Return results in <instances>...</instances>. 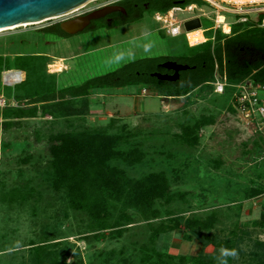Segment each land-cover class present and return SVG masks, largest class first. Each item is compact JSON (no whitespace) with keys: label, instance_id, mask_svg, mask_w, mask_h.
I'll use <instances>...</instances> for the list:
<instances>
[{"label":"rangeland","instance_id":"374dc122","mask_svg":"<svg viewBox=\"0 0 264 264\" xmlns=\"http://www.w3.org/2000/svg\"><path fill=\"white\" fill-rule=\"evenodd\" d=\"M102 1L91 0L66 16L0 30V54H47L51 58L48 72L58 73L60 85L78 86L139 57L182 53L186 45L195 44L190 34L196 37L202 32L205 43L207 32H212V37L219 33L230 35L229 28L257 23L264 15L256 12L264 7L248 8L242 11L249 12L244 15L228 11L220 15L208 4H193L177 6L182 9L172 8L167 13H146L135 23L109 30L67 38L46 32ZM243 17L248 20L241 22ZM194 18L201 19L202 29L187 32L184 23ZM210 27L214 28L210 31ZM142 89L128 86L93 91L89 107L81 101L75 108L88 109L87 120H76L74 126L71 118L58 120L40 108L35 118H26L4 133L1 128L0 181L4 180L7 189L21 179L35 177L37 185L43 183L42 174L50 159L49 145L46 141L37 142L38 137L47 139L48 133L84 127L108 129L124 137L123 147H137L145 152L144 159L134 166L120 163L130 176L138 179L162 172L169 177L170 197L157 203L160 217L147 220L134 207H128L132 223L98 230L97 222L85 211L71 208L65 193H58L45 183L35 203L33 199L23 204L0 202V264H77L80 259V264H119L122 255L140 254L143 246L168 255L203 254L219 261L232 255V264H255L250 255L264 251V245L260 249L257 244H264V198L245 196L255 191L264 194V134L246 127L237 115L220 110L224 109L223 96L216 95L215 100L208 87L178 99L147 95L157 93ZM142 93L146 95L140 96ZM10 101L17 105V101ZM210 115L215 117L214 125L197 130L195 121ZM72 120L75 122L74 117ZM7 144L3 151L2 145ZM29 155L33 156L31 163L22 164ZM19 169L24 170L22 177ZM216 208L220 214L214 228H197L203 233L201 238L207 237L210 242L202 252L200 237L192 241L183 238V231L187 232L185 220L197 214L206 216ZM120 212H112L111 217ZM232 231L246 237L237 241L241 250L219 248L221 242L238 240ZM99 233H105V237H99ZM34 246L54 255L41 256ZM113 251L115 260L109 263Z\"/></svg>","mask_w":264,"mask_h":264},{"label":"trees","instance_id":"16d2710c","mask_svg":"<svg viewBox=\"0 0 264 264\" xmlns=\"http://www.w3.org/2000/svg\"><path fill=\"white\" fill-rule=\"evenodd\" d=\"M193 4L201 6L206 3L203 0H185L182 4L170 3L156 6L153 10L166 12L175 6ZM263 19L264 15H261L257 23L237 24L232 28L230 35L219 33L216 37H212V32H207L208 40L205 43L191 47L186 45L184 51L175 57L157 56L129 62L113 72L92 77L78 86L60 85L58 73L48 72L51 58L47 54H0V95L7 100V105L0 108V117L3 119L0 122V129L2 128L4 133L11 127L20 125L26 118H35L40 108L44 114L49 113L58 120L71 118V125L74 126L76 120L80 122L87 120L88 109L84 108V111L75 108L81 101L87 103L86 108L89 107V96L93 91L110 87H128L140 82H145L148 86L158 89L161 95L174 99L188 98L195 91L208 87L215 100L216 95L223 96L224 109L220 110L236 115L233 105L236 89L231 85H237L246 80H251L255 84H264V26L261 25ZM55 27L58 28L57 31L47 29L46 32L57 33L66 38L71 36L60 29V24H56ZM226 28L228 29L229 26ZM186 42L188 43L187 40ZM165 59H177L188 63L191 67L196 66V68L185 72L183 78L177 83H164L155 78L147 81L136 79L141 62L147 61L152 66L156 64L154 68L157 69L158 62ZM11 61L14 62L12 65ZM217 67L220 75L225 77L230 84L223 94L215 92L212 84L215 81ZM4 71H21L25 73V78L18 84L5 85L3 83ZM132 76L134 79H128ZM12 99L17 101V105L11 103ZM214 123L215 117L211 115L195 121L197 130L214 125ZM189 137L187 135V139H190ZM36 141H46L49 145L50 159L47 161V169L42 174L43 183L37 185L36 178L33 177L28 180L15 181L11 189H7L8 186L4 180H1L0 202L23 204L33 199L35 203L42 195L40 188L47 183L56 192L67 195V202L72 209L85 211L92 220H95L98 230L115 229L132 223L134 219L133 215L128 213V207H134L147 220L160 217L157 203L159 200L170 197V179L162 172L152 173L138 179L130 176L120 163H125L130 167L134 166L144 159L145 152L137 147H123L124 137L121 134L111 133L108 129L84 127L81 130L48 133L47 139L38 137ZM8 146L9 144L2 145L1 148L4 151ZM32 159L33 156L29 155L21 162L29 164ZM18 172L19 176L24 175L23 169H19ZM261 194L263 193L255 191L249 196L246 195L245 198H253ZM114 211L121 212L114 218L111 217ZM219 214L216 208L206 216L197 214L188 217L184 224L187 232L183 231V238L186 241H192L196 237L201 238L203 233L197 231V228H201L200 230L213 229L219 221ZM99 234V237H105V233ZM231 234L238 240H226L217 246L234 252L238 248L237 241L241 242L240 240L246 237L236 231H232ZM207 239V237L201 238L202 252L210 244ZM257 244L260 249L261 245H264L261 241H257ZM33 248L41 256L47 255L51 258L54 255L52 252H40L39 249L42 248L38 246ZM146 248L148 247L140 248L142 253L137 255L132 253L124 254L123 257L119 256L121 257L119 264H232L233 260L232 255L219 261L216 258H207L203 254L175 256L161 253L154 248L149 247L148 250ZM58 255L59 253L55 254L56 257ZM115 256L113 251L108 262H113ZM250 256L255 264H264V251H254ZM80 261L77 264H80Z\"/></svg>","mask_w":264,"mask_h":264},{"label":"flooded vegetation","instance_id":"af4514ba","mask_svg":"<svg viewBox=\"0 0 264 264\" xmlns=\"http://www.w3.org/2000/svg\"><path fill=\"white\" fill-rule=\"evenodd\" d=\"M184 1L185 0H146V1L103 0L101 3H98L95 6L90 7L83 12H80L78 14L73 15L70 18L66 19L65 21H68V20L73 21V20H79L82 18H88L96 12H100L101 16L99 18H92V19L88 20L81 32L71 34V36H75L79 33L96 32V31H100V30H109V29L116 28L119 26L129 25V24L137 22L139 19H143L144 15L146 13H153V14L167 13L172 8L166 12L154 11L153 9L156 6H164V5H167L170 3L182 4V3H184ZM176 7L177 6H175L173 8H176ZM65 21H63V22H65ZM62 23H60V29L61 30H63L61 27ZM55 26L56 25L50 27L49 29L52 31H57L58 28ZM226 26H228V25H225L224 28H226ZM213 28L214 27H212L209 30L211 31ZM199 29H202V28H199ZM228 31H230V29ZM197 32H200V31H197ZM185 36H186V34H185ZM189 37H190L191 42L195 43V44H191V46L203 44L202 32H200L196 37H194L192 34H190ZM179 54L144 56V57H139L137 59H134L131 62L139 61V60L147 59V58H152V57H157V56L175 57ZM140 66H141V68L137 72V75H136L137 78L136 79H140L141 81H147V80H150L151 78H155L161 82L169 83V84L179 82L183 78V75L185 72H188L189 70L196 68V66L191 67L188 63L181 62L177 59L161 60L160 62H158L157 69L154 68V67H156V64L154 66H152L147 61L141 62ZM176 66H186L187 68L177 69ZM218 76H221V75L218 72V67H217L215 79ZM128 79H134V77L132 76V77H129ZM130 86H139V87L142 86V87H144L143 91H145V93H147L149 91H155L157 93V94L151 93V94H147V95L158 96L159 98H162V99H174L172 97H167V96L161 95L158 89L148 86V84H146L145 82H140L139 84H132ZM152 94H154V95H152Z\"/></svg>","mask_w":264,"mask_h":264},{"label":"built area","instance_id":"2783aa9c","mask_svg":"<svg viewBox=\"0 0 264 264\" xmlns=\"http://www.w3.org/2000/svg\"><path fill=\"white\" fill-rule=\"evenodd\" d=\"M119 1V0H114ZM206 4L212 6L218 14L221 15L224 11L235 13L237 15H244L249 12H242L248 10V8L264 7V0H203ZM250 6V7H248ZM191 8V7H189ZM182 9L181 7H176ZM264 13L263 11H256ZM248 17H243L241 22H246ZM262 26H264V19L262 20ZM218 22L219 19H218ZM223 23V22H220ZM232 29L230 28L229 34ZM14 71L3 72V83L5 85H15L24 80V75L20 79L14 81H7V78ZM215 87V92L223 94L227 86L230 84L227 79L222 76L216 77L212 83ZM236 90L234 92L233 105L236 109V115L240 121L246 127H253V130L257 133L264 134V98L260 96L259 91H264V84H255L251 80H246L237 85H231ZM7 105V100L3 95H0V108Z\"/></svg>","mask_w":264,"mask_h":264},{"label":"water","instance_id":"95a60500","mask_svg":"<svg viewBox=\"0 0 264 264\" xmlns=\"http://www.w3.org/2000/svg\"><path fill=\"white\" fill-rule=\"evenodd\" d=\"M91 0H0V30L24 23H38L53 18L66 16L90 2ZM96 12L88 18L68 20L61 24L62 29L68 34L81 32L86 22L92 18H99ZM187 32L202 27L200 18H194L184 23ZM177 69L187 68L176 66Z\"/></svg>","mask_w":264,"mask_h":264},{"label":"bare ground","instance_id":"6f19581e","mask_svg":"<svg viewBox=\"0 0 264 264\" xmlns=\"http://www.w3.org/2000/svg\"><path fill=\"white\" fill-rule=\"evenodd\" d=\"M30 24V23H29ZM25 25V23H24ZM15 27V26H13ZM51 68H52V65H50ZM49 68V67H48ZM50 71V70H49ZM51 73H55L53 71H50ZM22 76V73L20 71H14L12 74H10L7 78V81H14V80H17V79H20V77Z\"/></svg>","mask_w":264,"mask_h":264},{"label":"crops","instance_id":"0c3cea01","mask_svg":"<svg viewBox=\"0 0 264 264\" xmlns=\"http://www.w3.org/2000/svg\"><path fill=\"white\" fill-rule=\"evenodd\" d=\"M20 72H21V71H20ZM21 73L24 75V78H25V73H24V72H21ZM142 91H143V89H142ZM94 94H95V93H92L91 95L93 96ZM259 94H260L261 97L264 98V91H263V90H260V91H259ZM91 95H90V96H91ZM144 95H146V94H145V93H142L140 96H144ZM90 96H89V97H90ZM12 104H13V103H12ZM262 139H263V138H262ZM247 140H248V139H247ZM251 140H252V139H251ZM259 142H260V141H259ZM261 142H262V141H261ZM261 142H260V143H261ZM261 144H262V143H261ZM233 163L235 164V163H237V162H236V161H233ZM256 197H259V198L263 197V198H264V194H261V195L256 196ZM194 242H196V243H194ZM193 243H194V245H195V244H197V241H193Z\"/></svg>","mask_w":264,"mask_h":264}]
</instances>
